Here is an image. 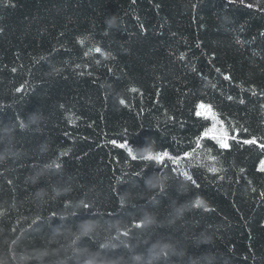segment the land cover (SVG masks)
Masks as SVG:
<instances>
[{"label":"trees","instance_id":"obj_1","mask_svg":"<svg viewBox=\"0 0 264 264\" xmlns=\"http://www.w3.org/2000/svg\"><path fill=\"white\" fill-rule=\"evenodd\" d=\"M257 2L245 0L254 5ZM193 3H198L195 13ZM259 6L264 8V0H259ZM110 15H118L121 26L114 38L103 35ZM0 29V103L11 105L0 111V119L14 121L17 112L23 118L41 107L45 112L43 117L33 113L24 132L12 123L5 126L0 122V165L10 168L0 175V195L6 199L0 200V264H41L33 256L42 251L48 253L42 264H70L65 259L72 253L67 246L70 231L61 229L52 236L46 225L40 230L30 227L38 211L36 205L44 216L50 214L49 205L44 203L47 197L25 199L32 186L30 180L29 186L24 184L30 166L21 168L20 164H27L34 156L70 150L64 159L81 177L83 188L77 191H87L101 211L119 213L118 200L110 201L105 194L109 185L127 191L129 185L115 184L116 176L131 175L138 162L110 141L130 140L136 153L137 141L149 137L154 153L189 150L179 161L178 170L201 177L210 206L216 209L197 217L199 226L188 225L187 239L169 242L176 253L184 254L172 259L191 264L214 255L216 264H264V197L260 196L264 173L256 170L264 153L254 146L234 145L231 153L218 154L215 148L209 151L203 147L208 143L206 138L197 146V133L204 124L211 128V122L194 114L203 101L226 121L224 127L231 121L243 138L264 137V38L259 36L264 30V12L248 9L239 0L233 5L227 0H0ZM237 39L242 43H236ZM95 47L111 52L115 59L105 60ZM213 65L221 73H216ZM12 68H16L15 73ZM57 68L62 71L57 72ZM108 68L112 69L110 75ZM200 70L205 76L196 83ZM229 73L231 83L223 79V74ZM115 77L120 79L112 88L108 83ZM21 85L24 91L16 93ZM132 87L137 92L129 91ZM117 92L126 106L119 104ZM229 95L234 97L232 101L227 100ZM240 99L245 101L243 105ZM37 129L42 132L37 133ZM38 139L48 140L46 152L41 153ZM6 177L14 180L15 193ZM183 188L176 183L178 192ZM148 196L137 197L133 191L127 199L129 205L138 206ZM166 213L165 207L159 208L158 223L150 227L164 232L180 223H170ZM135 214L139 215L138 208ZM182 234L178 230L177 235ZM104 235L101 233L99 239ZM207 237L212 243H201ZM166 242L162 240L160 245ZM143 247L141 238L137 248ZM198 250L200 254H196ZM158 251L159 245L146 254L147 264H160L154 255ZM97 264L141 262L127 253L114 259L106 257Z\"/></svg>","mask_w":264,"mask_h":264},{"label":"snow or ice","instance_id":"obj_2","mask_svg":"<svg viewBox=\"0 0 264 264\" xmlns=\"http://www.w3.org/2000/svg\"><path fill=\"white\" fill-rule=\"evenodd\" d=\"M135 3V0H132ZM229 5L237 3V0H227ZM239 3L244 5L248 9L255 8L259 12H264V8L259 6V0L257 4L245 3V0H239ZM159 9L160 5H156ZM198 7V3L192 4V9L195 13V10ZM228 23H233L230 18L226 17ZM114 22L117 24L115 28H109V23ZM107 30L103 31L105 37L110 34L115 37V34L121 30L120 22H118V15H110L106 19ZM141 31L147 32L144 28V25H140ZM244 30L243 26L240 27V31ZM3 29H0L2 32ZM227 32V29H225ZM63 35V33H61ZM259 36L264 38V30H261ZM256 37L252 38V41H255ZM83 43L82 40L78 41ZM236 43L241 44L242 41L237 39ZM123 48V45H121ZM197 47H200L197 44ZM54 51V50H53ZM94 51L103 55L104 59L109 58L115 59L112 56L111 52L102 51L101 47H95ZM85 56L88 55L87 52L84 53ZM40 59H45L41 57ZM181 59H184V56H181ZM215 59V55H213ZM97 65L101 62L99 59L95 61ZM77 68L80 67L79 64L76 65ZM214 71L216 73H221V69L213 65ZM13 73L16 72V68H12ZM61 68H57V72H61ZM197 69H193V72H196ZM112 69L108 68L107 74H111ZM89 76L92 75L91 72L88 73ZM81 76L84 75L83 72L80 73ZM205 73L203 70L199 71V76L196 83H198L200 77H204ZM120 78L115 77L112 83H108L112 88L117 87L116 81ZM223 79L225 81L232 82V75L223 74ZM95 82V81H93ZM103 87V83L100 85ZM24 91V85L17 87L15 89L16 93H21ZM129 91L135 93L137 88L132 87ZM26 94V93H25ZM118 96L120 93L117 92ZM255 95V92H253ZM234 97L229 95L227 97L228 101H232ZM18 103L19 101H14ZM159 103V100H157ZM239 103L243 105L245 101L243 99L239 100ZM120 105L126 106V101L123 98L119 99ZM11 105H4L0 103V111L5 110ZM62 108L63 105L61 104ZM199 108H205L206 105L203 101L199 102ZM209 111L211 106L209 105ZM35 113L39 117L45 116L43 107L37 109L35 112L27 114L23 118L21 114L17 112L15 114V120L5 123L2 119L0 122H3L5 126L8 123H12L13 126H18L20 132L26 130V121L29 120L30 116ZM195 116L197 118L201 117L202 113L196 111ZM175 120V117L172 118ZM211 128H208L207 124L202 125L201 129L197 133L196 144L200 146V140L207 139L208 143L203 145L211 151L213 148L217 150L218 154L222 153H231L233 151V146H249L256 147L261 153H264V137H251L243 138L240 136L239 129L235 128L231 121H227L228 126L224 127L226 121L219 117V114L212 112L211 115ZM217 124H220L224 127V131L221 135H209L210 132H214ZM5 130H7L5 128ZM125 133L128 131L124 130ZM37 133L42 132V129H37ZM247 132V129H245ZM152 138L140 139L135 144L137 152H141L140 149L145 153L144 155L138 157L137 152L134 153L133 147H130L132 143L130 140L123 139L118 141L113 139L110 143L123 150L127 157H131L132 161H137L138 163L134 166L135 170L129 175L128 173H123L122 176H116L115 184L117 186L129 185L127 191H121L120 187H113L109 185V189L105 194L107 198L111 200H118L119 203V213L115 211L104 212L100 210V207L97 205L95 199H89L87 191H77V189H82L83 184L81 182V177L78 172L73 171L68 167L67 161L64 159L69 156L70 150H58L53 151L49 156H34L27 164H20L19 167H29L30 169L27 172V179L24 182L25 186L28 185V181L32 182L30 191L25 199H42L47 197V200L44 201L49 205L50 214L44 216L40 213L39 209L41 207L36 205L38 209L35 218L31 221L30 227L40 230L44 225L47 226L49 235H56L57 232L61 229L71 232V238L68 243V247L72 249L70 256H66L65 259L70 262V264H97V261H103L104 258H116L124 256L127 253H131L134 259L141 264H147L145 259L146 254L149 253L154 247L159 245V251L154 253L155 257H161L160 264H178L172 259V256L166 251L169 246V242L175 240L176 242L181 241L182 239H187V230L189 224H195L199 226L200 219L197 217L203 218L204 214H212L216 212L215 207L210 206L202 184L200 183L201 177L195 172L189 173V171L180 172L178 170L179 161L183 158H186L189 154L188 149H183L181 151L170 152L168 150L162 151L160 153H154L152 148L149 146ZM37 146L40 148L41 153H44L48 149V140L47 139H38ZM171 149V145L168 146ZM3 151V149H0ZM77 161L81 157H75ZM119 163V160L116 161ZM143 162H155L154 164H145ZM3 167V172H0V175H3L4 172H9L10 168L7 165H0ZM154 169V170H152ZM34 170V171H31ZM258 172L264 173V159H261L257 169ZM115 172V169H113ZM123 171V170H121ZM215 171V170H213ZM243 168L240 169L242 173ZM126 177V178H125ZM7 184L11 187L13 193L16 192V187L14 185L13 179L5 178ZM223 179V177H221ZM37 181H39L37 183ZM149 181L153 182V188H149ZM167 181V184L165 182ZM179 182L183 185H186L188 191L186 193H181L176 190V183ZM251 183V181H248ZM26 190H28L26 188ZM135 191L137 197H141L144 193H149V196L144 203L140 205H129L127 199L128 195ZM255 191V189H253ZM66 193L61 195L60 193ZM261 197H264V192L260 193ZM202 197V199H200ZM0 200L3 202V195H0ZM177 201L179 202L177 204ZM193 201L195 204L193 205ZM55 203L56 208H52L51 205ZM176 205L173 211H168L169 207ZM165 207L167 210L166 215L170 217L171 221L175 220L176 217L180 216L186 207H190L193 210L190 211L187 215L180 220V223L174 227L170 228L167 231L161 232L157 228H152L150 226L158 223L157 213L159 208ZM137 208L139 209V215H136ZM131 218H129V214ZM103 221V223H101ZM207 226H212L208 224ZM115 227V231L111 230ZM178 230H182V235H177ZM12 231H15V228H12ZM101 233H104L103 239H99ZM141 238H143V243L145 247L137 248V244L140 243ZM251 238V234H250ZM167 241L160 245V241ZM63 247V245H61ZM120 248L119 251L115 249ZM40 257L43 259L48 255L47 251H42L39 253ZM196 254H200L198 250Z\"/></svg>","mask_w":264,"mask_h":264},{"label":"clouds","instance_id":"obj_3","mask_svg":"<svg viewBox=\"0 0 264 264\" xmlns=\"http://www.w3.org/2000/svg\"><path fill=\"white\" fill-rule=\"evenodd\" d=\"M115 27H117V24H116V23H114V22H110V23H109V28H115ZM117 99H118V101H119L120 96H118ZM152 151L154 152V149H153V148H152ZM144 154H145V153H144L143 151H141V152H137L138 157H140V156H142V155H144ZM165 184H167V181L165 182ZM148 186H149L150 189L153 188V182H152V181H149ZM187 191H188V188H187L186 185H184V188H183V190H182L181 193L183 194V193H186ZM60 194H61V195H65L66 193L61 192ZM200 199H202V197H201ZM194 204H195V201H193V205H194ZM192 210H193L192 208H190V207H186L185 210H184V212H183L180 216L176 217L175 220L171 221V223L174 224V223H176L177 221L182 220L183 217H184L185 215H187V214H188L190 211H192ZM201 243H203V244H209V243H212V238H211V237H207L206 239L202 240ZM166 251L168 252V254H169L170 256H174V255H181V256H183V255H184L183 253H179V254L176 253V252L173 250V248H172L171 245H169V246L167 247ZM33 258L36 259V260H38V261H41V264H42V260H43V259L40 257V254H39V253L34 254ZM157 259L160 260L161 257H157ZM148 264H152V261H148ZM191 264H216V259H215V256H214V255H205V256L203 257V260H202V261H201V260H195V261H192Z\"/></svg>","mask_w":264,"mask_h":264},{"label":"rangeland","instance_id":"obj_4","mask_svg":"<svg viewBox=\"0 0 264 264\" xmlns=\"http://www.w3.org/2000/svg\"><path fill=\"white\" fill-rule=\"evenodd\" d=\"M205 105H206L205 108L197 107V109L199 112L202 113V115H201L202 117L207 118L211 121V115H212L213 110L211 108L212 111H209L208 105L207 104H205ZM223 131H224V127H222L220 124H217L215 131L211 132V134L219 136L222 134Z\"/></svg>","mask_w":264,"mask_h":264}]
</instances>
